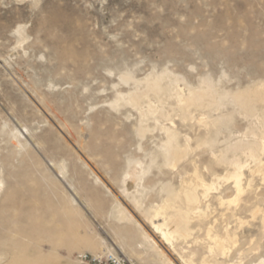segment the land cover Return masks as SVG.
<instances>
[{
  "label": "rangeland",
  "instance_id": "rangeland-1",
  "mask_svg": "<svg viewBox=\"0 0 264 264\" xmlns=\"http://www.w3.org/2000/svg\"><path fill=\"white\" fill-rule=\"evenodd\" d=\"M160 75L161 92L145 96V79ZM205 78L216 95L229 90L245 94L264 83V0H0V264L22 256L38 264L29 256L52 251L59 264H70L79 251L95 254L79 250L85 239L99 254L111 252L131 264H164L159 252L144 243V232L170 264H198L205 256L210 262L264 264L262 174L255 170V160L226 147L228 140L244 139L249 121L226 102L222 110L204 104L194 119L181 122L168 98L169 89L187 93ZM134 91L144 96L137 108L114 107L119 94ZM158 96L181 140L190 138L195 148L190 160L207 180L212 176L205 166L221 175L230 167L216 164L206 146H197L199 138H218L216 154L244 165L240 204H218L217 195L234 196L232 181H221L209 198L207 216L192 218L190 237L173 245L152 230L147 215L165 197L163 185L181 187L178 173L159 166V155L141 183L125 176L129 159L147 167L148 152L157 153L164 138L158 124L141 122L137 113L149 103L158 105ZM258 103L264 109V102ZM229 113L233 120L228 125H233L219 133L199 120ZM144 123L151 132L142 140L136 130ZM160 123L169 126L170 120ZM185 167L191 174L190 161ZM118 205L132 220L121 218ZM232 210L238 215L232 217ZM252 210L257 217L252 218ZM238 219L244 222L240 228ZM224 225L242 233L227 255H211L206 232L209 227L211 233L223 232ZM51 233L57 235L56 243L47 238ZM114 244L119 251L111 249Z\"/></svg>",
  "mask_w": 264,
  "mask_h": 264
},
{
  "label": "bare ground",
  "instance_id": "bare-ground-1",
  "mask_svg": "<svg viewBox=\"0 0 264 264\" xmlns=\"http://www.w3.org/2000/svg\"><path fill=\"white\" fill-rule=\"evenodd\" d=\"M162 76L163 75H160L156 78H151V79L146 78L145 79L144 88L142 90V92L144 93L145 96L147 95V93L149 91L154 92V93H160L161 92V90H162L161 89ZM120 78L124 81H127V80H129L130 77L127 75H124V76L122 75V77H120ZM254 88L255 89L252 90L253 93L248 92L246 90V92H248V94H246V92H245V94L242 93L244 91H242V92H240V91L230 92V90H229V92H225V93H223V95H216V91H215L216 89L214 88L212 81L205 78L201 81L199 86H197L195 88L189 87L187 93H184L183 90L179 89V88L178 89L176 88L174 90L169 89L170 92L168 93V98H172L174 100L176 110H178L179 111L178 113H180V121L185 122V123L189 120L194 119V117H195L194 112L197 111L199 108H201L204 104L212 110H218V109L222 110L221 107L226 102H230V103H232V106L234 105L235 107H237L240 115L242 114L249 121L250 128H249L248 132H246V134L244 135V139L237 141L233 144L229 143L230 140H228L229 141L228 145H226V147H228L227 150H230L234 154H237V153L246 154L251 159L255 160L257 163L255 170L262 174L261 177L264 181V162L262 160L263 159L262 156H264V109L261 110V108L256 107L258 101H259V103L264 102V83H258ZM249 89H250V87H249ZM142 92L138 93L137 91H134V93H131V94L128 93L127 95L119 94L118 98L114 101V107L115 106L118 107L124 103V104H128V105L130 104L131 106H133V108H137L139 106L142 98L144 97V96H142V94H143ZM216 96H218V97H216ZM158 99H159V103H157L158 105H156L154 103H149L146 106V109H140V107H139L140 110L138 109L139 112H137V113L140 114V117H139L140 119L139 118L138 119L141 122L143 120H148V119L150 120L151 119L156 123V125L158 124L160 126V127L158 126V128H160L164 138L160 139L159 144H158V142L156 143V144H158V152L157 153L155 152V154H153L152 153L153 149L151 152H148L151 157H150L149 165L147 167H144L143 163L136 158L135 159L134 158L129 159L127 161V164H126L127 171H125V173H126L125 176L129 177L130 179H132L136 183L140 182L141 180L144 179L143 176L145 175V173L147 174L149 169H151V166L158 164L157 163V160H158L157 156H159V155L162 157V165H159V166H164L165 168H167L171 172L176 171V173H178V175L180 176L181 187L179 189H175L173 187L174 188L173 189L169 185L168 186L163 185V186H165L164 187L165 193H166L165 197L162 198L161 202L159 200L158 202H160V204L151 208V210L148 211L149 214L147 215L148 220L150 222V227L152 228V230L155 233H158L160 235L159 237L161 238V240L165 244L168 243L170 245H173L174 241L176 242L177 240H186L187 238L190 237V235L192 233L191 232L192 228L190 225V223H192V221H191L192 218L197 217L200 220V219L205 218L207 216L208 210L210 209L209 208L210 207L209 198L212 197L213 191H216V193H217V191L220 189V182L221 181L222 182H227L229 180L232 181L233 186H231V187H233V189H234V196H232L231 198H228V199L227 198L223 199V197L219 194L216 196V199L219 202L218 204H220L221 206L226 205L227 208H230L231 205L235 206V205L240 204L238 202H239L240 196L243 192L242 177H243L244 165L239 160H233V159L231 160L230 159L231 161H228L227 157H226V155L228 156V154H224V153L216 154L215 147L217 144L216 140L218 138L215 139V138L204 137L201 139L198 137L199 136L198 135L197 137L199 139L197 140V146L198 147L200 145H202L204 147L206 146L205 149H208L209 153L214 157V162L216 164H225V165H228L230 167V169H226V171L221 175V174H217L216 170H214L213 168L205 166V171L212 176L209 180H207L205 178V172H202L199 169V167L196 164V162L194 161V159L190 160L191 156L193 154V151L195 150V148L190 143V138L184 137L181 140L180 132L174 127L173 119L170 118L171 115L164 111V104L165 103L163 102V98L161 96H158ZM232 113L222 114V115H219L217 117H211L209 115V117L211 118L210 120H207L204 118L201 119L202 117H200L199 120L201 123L203 122L206 127L210 126V125L216 127V133H219V132H222L223 130H225L229 126L228 125L229 122H231L233 120ZM161 120H170V125L166 126L165 124H161L160 123ZM143 122H145V121H143ZM203 123H202V125H203ZM168 124H169V121H168ZM142 125H146V124L144 123ZM232 125H230V126H232ZM200 126H201V124H200ZM149 130L150 129L147 125L144 127V126H141V124H140V125H138V128L136 130L137 136H139L140 139L143 140V138L146 136V133ZM228 130H230V129L228 128L227 131ZM149 132H151V130ZM142 140H140V141H142ZM138 144H139V142H138ZM140 148H141V146L139 144V149ZM200 149L203 152L204 148L203 149L200 148ZM196 151H198V150H196ZM196 151L194 153H196ZM208 151H207V153H208ZM198 153H199V151H198ZM220 153H221V151H220ZM145 154H147V153H145ZM186 161H190V163L193 166L191 174H188L186 172V167H185ZM63 170H64L63 167H59L58 175H61L63 173ZM162 170H164V169H162ZM224 170H225V168H224ZM182 172L185 174V176H183ZM162 182H164V181H162ZM166 183H168V182H166ZM169 183H171V182H169ZM133 198L134 199H132V200H134V202L137 204V201H138L137 198H135V197H133ZM134 202H132V203H134ZM245 202H246V200H245ZM202 203H207L205 205V208H201ZM21 204H25V203H14L13 205H16V207H18L19 205L21 206ZM34 205L37 206V203H34ZM72 205H73V203H72ZM242 205L243 204L241 203V207H242ZM137 206H139V205L137 204ZM140 210H141V208H140ZM117 211H118V214L121 216V218L123 217V218H126V220L127 219L132 220V216L127 212L128 210L124 209L120 205H118ZM256 211H257V209H256ZM256 211L252 210V214H253L252 218L257 217ZM211 212H212V210H211ZM230 214L232 217H234V216H236L237 213L234 210H232V213H230ZM145 216L146 215L144 214V217ZM160 219H162V221H159ZM238 222H240V226H239V228H240L242 226V223H244V222L241 221V219H238ZM169 223L173 224L172 228L169 227ZM172 224H170V225H172ZM259 224L261 225L262 228L264 227V217H262L260 219ZM138 226H141V225H138ZM223 229H224L223 232L221 231L220 233L219 232L211 233V228L209 227L207 232H206L207 239L208 238L210 239V242H208L209 244L206 245L207 246L206 250L211 255L216 254V256H217V254H220L223 257L225 255H227L229 246L234 245L238 241L239 233H242V231L237 229V227L232 228L229 225L227 227L225 226V228H223ZM56 236L57 235H54L53 233H51V234H49V236L47 238L49 240L53 241L54 243H56L57 242ZM143 238H145V241L143 240L144 243L145 242L149 243L150 244L149 246L153 247L155 250H157L159 252L158 255L161 256L162 263L170 264V259L157 246L154 239L148 233L144 232ZM44 239H46V238H44ZM84 242H86V243L84 244L83 248L80 247L79 250H83V249L84 250H92L93 252H95V254H99L100 251H98L99 250L98 247L92 245L88 241V239H85ZM4 243H6V242H4ZM24 248L25 247H23L21 249H24ZM118 248L119 247H117L114 244V246L111 249H115V250L119 251ZM21 249H20V251H21ZM21 252H23V250ZM82 252L83 251H79L78 253H82ZM109 253H111V252H109ZM242 253H244L243 250H242L241 254ZM54 254L55 253L52 251V252L48 253L46 256L45 255L41 256L39 254H34V255L29 254L30 255L29 257H32L34 262H37V260L41 261L38 264H59V262L57 260H55V256H53ZM112 254H114V253H112ZM203 254H201V255H203ZM205 258L207 259L206 256H205ZM205 258H202L200 260V263H198V264H217V263L235 264L233 262H225V261L219 262L218 260H214V262H210L211 260L209 261V260H206ZM28 259L29 258L27 256L26 257L22 256V257H20V259L18 258L16 261H13L11 264H30V262H29L30 260H28ZM11 260H12V258H11ZM189 262L192 263L191 261H189ZM73 264H75V263L73 262ZM258 264H262V262H259Z\"/></svg>",
  "mask_w": 264,
  "mask_h": 264
},
{
  "label": "built area",
  "instance_id": "built-area-1",
  "mask_svg": "<svg viewBox=\"0 0 264 264\" xmlns=\"http://www.w3.org/2000/svg\"><path fill=\"white\" fill-rule=\"evenodd\" d=\"M75 264H131L127 259L112 253L92 254L88 252L77 253L74 256Z\"/></svg>",
  "mask_w": 264,
  "mask_h": 264
},
{
  "label": "water",
  "instance_id": "water-1",
  "mask_svg": "<svg viewBox=\"0 0 264 264\" xmlns=\"http://www.w3.org/2000/svg\"><path fill=\"white\" fill-rule=\"evenodd\" d=\"M71 264H73V263H71Z\"/></svg>",
  "mask_w": 264,
  "mask_h": 264
}]
</instances>
